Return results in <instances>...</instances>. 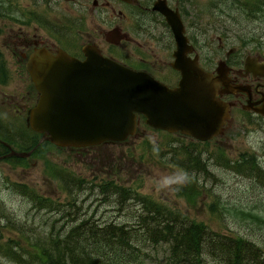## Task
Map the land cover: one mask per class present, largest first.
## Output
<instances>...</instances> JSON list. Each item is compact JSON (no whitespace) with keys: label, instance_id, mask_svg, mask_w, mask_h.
<instances>
[{"label":"rangeland","instance_id":"obj_1","mask_svg":"<svg viewBox=\"0 0 264 264\" xmlns=\"http://www.w3.org/2000/svg\"><path fill=\"white\" fill-rule=\"evenodd\" d=\"M50 1L0 0V57L3 56L0 63H4L9 78L6 84L0 82V131L11 138L12 142L5 141L18 152L29 145L26 139L36 136V143L40 138L27 125L31 101L26 93L29 80L20 55L24 39L45 37L59 43L75 33L74 37L82 40L87 32L98 38L96 31L106 32L119 21L116 12L120 7L115 4V13L109 9L98 19L96 15L94 19L86 16L84 22H77L68 9L69 2ZM260 1L257 4L247 0L245 12L237 11L245 14L240 23L244 27L239 24L234 27V35L240 36L241 41L225 45L237 50L242 58L247 53L264 50V40L259 36L264 31V0ZM221 3L233 5L235 0ZM123 29L131 33L134 28L125 22ZM246 31L250 32L246 35ZM244 34L247 37L243 40ZM129 48L133 50L134 46ZM207 48L211 52L218 50L216 42L202 47L204 52L209 51ZM171 49L167 48L168 64L149 68L167 84L178 78L170 66ZM211 57L212 61L206 63L213 68L217 60L214 55ZM233 116L224 134L205 143L152 128L141 119L137 133L123 142L81 148H61L46 142L28 157L1 155L4 157H0L1 247L22 235L20 223L26 220L33 223L32 213L46 214L51 210L46 206L34 208L36 201L18 192L19 185L32 188L44 199L62 206L73 200L79 204L85 198L88 212L100 216L102 221L108 217L116 222H129L132 219L129 210H135L131 200L124 202L120 196L112 195L113 191L99 192L100 184L109 183L137 191L217 235L248 240L264 251V120L235 110ZM35 143L32 141L31 145ZM187 152L197 156L201 166L196 164L200 167L189 159L186 161ZM111 185L109 190H113ZM64 208L70 210V206ZM27 209L31 210L28 218ZM37 225L38 222L30 226ZM149 249L147 253L153 259L147 264H167L166 245ZM3 257L0 249L1 262ZM207 259V263H213L212 254L206 255L205 262Z\"/></svg>","mask_w":264,"mask_h":264},{"label":"water","instance_id":"obj_2","mask_svg":"<svg viewBox=\"0 0 264 264\" xmlns=\"http://www.w3.org/2000/svg\"><path fill=\"white\" fill-rule=\"evenodd\" d=\"M164 15L177 41L172 66L182 75L178 87H168L97 50L86 51L87 58L81 61L64 51L53 55L38 49L26 64L39 91L30 111L32 129L56 145L88 146L135 134L141 113L153 127L201 140L223 133L228 105L215 94L216 80L222 77H213L196 59L186 57L180 18L166 5Z\"/></svg>","mask_w":264,"mask_h":264},{"label":"trees","instance_id":"obj_3","mask_svg":"<svg viewBox=\"0 0 264 264\" xmlns=\"http://www.w3.org/2000/svg\"><path fill=\"white\" fill-rule=\"evenodd\" d=\"M1 137L12 142L5 133L0 132ZM31 141L35 143L37 137ZM2 146L0 153L8 151ZM185 156L186 161L201 166L196 155L187 152ZM110 185L100 184L99 192L113 191L111 194L120 196V200H131L135 210H129V222L108 217L102 221L100 216L88 212L85 198L79 204L73 200L62 206L19 185L18 192L36 201L34 208L46 206L51 210L37 215L27 209L25 216L31 214L34 221L20 223L22 235L6 246L0 245L4 256L0 264H147L153 259L147 251L159 245H166L167 264H206V255L211 254V264H264V251L248 240L217 235L137 191L113 185V190H109ZM67 206L70 210L64 208ZM37 222L36 228L30 226Z\"/></svg>","mask_w":264,"mask_h":264},{"label":"flooded vegetation","instance_id":"obj_4","mask_svg":"<svg viewBox=\"0 0 264 264\" xmlns=\"http://www.w3.org/2000/svg\"><path fill=\"white\" fill-rule=\"evenodd\" d=\"M56 0H53L55 2ZM59 1V0H58ZM69 2L68 9L71 10L72 18L77 22H84L86 16L94 19V16H102L103 12L112 10L114 6L120 7L116 12L119 21L110 30L102 32L96 31L98 38L87 32L86 37L78 40L74 37L76 33L68 37L64 42L56 43L47 38L28 39L23 41L21 57L26 61L29 51L45 46L51 52L59 49L66 50L70 55L85 59V50L97 49L101 54L108 58L118 61L120 64L128 65L132 68L149 71V68L162 65L168 62L167 48L175 46L172 39L171 28L165 22L164 5L167 2L172 9L178 12L185 27V35L189 45L194 47L191 56L197 55L200 64L205 66L214 75H217V65L224 61L226 72L223 79L227 85H220L217 90L218 97L227 101L231 105V119L236 113L242 112L253 115L264 120V115L257 109L264 108V50L247 53L243 58L234 48H225V45L241 41L240 36L234 35V27L240 24L244 13L238 14L237 11L245 12L247 0H235L233 5L221 3V0H66ZM231 1V0H224ZM260 4V0H253ZM52 2V0L50 1ZM217 3H221L218 6ZM115 4V5H114ZM73 20V21H74ZM125 22H129L134 28L129 32L123 29ZM165 23L167 26H165ZM167 28V32H166ZM95 32V29L93 30ZM114 32V33H113ZM249 33L250 31H246ZM113 33V34H112ZM234 36V40L231 39ZM245 34L243 40L246 39ZM259 36L264 40V31L259 32ZM74 37V38H73ZM170 40H167V39ZM172 39V41H171ZM216 42L218 50L203 51L202 47L212 45ZM131 43L133 50L127 45ZM156 50H163L158 52ZM173 53H171L172 55ZM218 60L213 63L215 66L210 68L206 62H211L212 57ZM164 57V58H163ZM249 64L247 67V61ZM169 63V62H168ZM167 63V64H168ZM175 85V84H170ZM27 95L32 93V89L27 87ZM23 94V97L26 96ZM11 95H15L11 93ZM22 97V98H23Z\"/></svg>","mask_w":264,"mask_h":264}]
</instances>
